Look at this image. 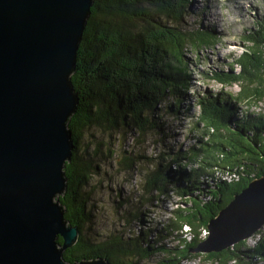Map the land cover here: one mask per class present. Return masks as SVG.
Masks as SVG:
<instances>
[{
    "label": "trees",
    "instance_id": "obj_1",
    "mask_svg": "<svg viewBox=\"0 0 264 264\" xmlns=\"http://www.w3.org/2000/svg\"><path fill=\"white\" fill-rule=\"evenodd\" d=\"M192 1L93 0L70 77L78 105L68 124L74 147L64 167L67 188L58 203L65 222L77 228L78 238L62 254L66 263L103 259L109 264H138L156 254L161 257L155 264H179L198 257L208 264L264 259V236L252 248L241 241L220 253H192L206 238L201 234L207 232V223L251 180L264 176V115L239 111V104L264 98V18L247 31L244 39L250 45L232 58L238 71L229 62L226 71L211 72V80L226 87L238 85L240 90L196 95L198 113L192 128L199 136L195 143L170 155L162 152L147 174L144 193L178 198L183 207L172 209L153 242L149 239L153 229L125 241L112 236L93 242L83 232L90 213L82 187L97 168L78 154L77 138L90 128L109 137L126 134L130 128L136 138L147 131L159 133L160 123L148 115L157 118L161 109L156 106L167 97L173 98L171 107L178 112L182 96L191 88L184 50L209 47L216 41L208 29L182 28ZM137 158L124 156L117 164L131 170ZM132 218L144 222L141 210ZM169 238L177 245L165 246L163 241Z\"/></svg>",
    "mask_w": 264,
    "mask_h": 264
},
{
    "label": "water",
    "instance_id": "obj_2",
    "mask_svg": "<svg viewBox=\"0 0 264 264\" xmlns=\"http://www.w3.org/2000/svg\"><path fill=\"white\" fill-rule=\"evenodd\" d=\"M92 5L0 0V264H69L62 254L78 230L65 222L58 197L74 147L68 124L78 97L70 77ZM263 226L261 176L207 223L192 253H220Z\"/></svg>",
    "mask_w": 264,
    "mask_h": 264
},
{
    "label": "rangeland",
    "instance_id": "obj_3",
    "mask_svg": "<svg viewBox=\"0 0 264 264\" xmlns=\"http://www.w3.org/2000/svg\"><path fill=\"white\" fill-rule=\"evenodd\" d=\"M258 18H264V0H193L187 6L182 28L187 31L208 29L214 33L216 41L209 47L198 50L187 47L184 50L183 60L189 73L191 88L182 96L178 112L175 113L171 107L173 98L167 97L156 106L161 109L157 118H151L155 114L148 115V119L160 123L159 133L147 131L143 137L136 138L134 130L130 128L124 131L126 134H113L109 137V134L99 129L90 128L77 138L78 154L97 168L82 187L90 213L89 222L82 227L85 237L93 242L112 236L125 241L137 237L140 231L153 229L149 234V239L153 242L155 232L170 217L172 209L183 207L178 198L171 196L168 199L164 194L144 193L147 174L154 170L156 158L162 152L170 155L195 143L199 136L192 128L194 117L198 113L194 101L196 95L206 92L235 94L240 90L238 85L222 86L211 80L210 75L214 70L226 71L229 62L233 65L232 58L250 45L244 37ZM233 69L238 71V67L234 65ZM239 111L241 114L264 115V98L261 101L249 99L246 103L239 104ZM129 155L138 157L137 162L131 170H124L117 163L122 157ZM171 169H175L174 164ZM137 210H141L143 223L132 218ZM206 235L207 232L202 231L201 237ZM262 236L264 226L245 240L246 246L252 248ZM163 242L167 247L177 245L172 238ZM160 257L161 255L156 254L138 264H155ZM244 262L264 264V259L253 257ZM179 264L208 263L198 257L182 260Z\"/></svg>",
    "mask_w": 264,
    "mask_h": 264
}]
</instances>
